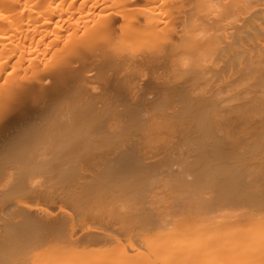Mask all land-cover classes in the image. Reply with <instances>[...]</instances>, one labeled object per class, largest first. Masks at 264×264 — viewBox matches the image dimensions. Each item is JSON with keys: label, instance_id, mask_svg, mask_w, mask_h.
<instances>
[{"label": "bare ground", "instance_id": "bare-ground-1", "mask_svg": "<svg viewBox=\"0 0 264 264\" xmlns=\"http://www.w3.org/2000/svg\"><path fill=\"white\" fill-rule=\"evenodd\" d=\"M0 264H264V0H0Z\"/></svg>", "mask_w": 264, "mask_h": 264}]
</instances>
